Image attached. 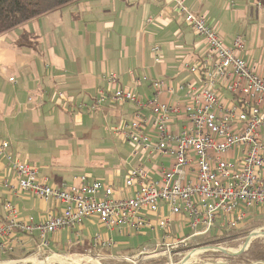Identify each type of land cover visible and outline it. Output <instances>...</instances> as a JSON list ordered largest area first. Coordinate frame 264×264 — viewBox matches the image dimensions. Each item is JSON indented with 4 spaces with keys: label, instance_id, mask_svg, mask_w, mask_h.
Listing matches in <instances>:
<instances>
[{
    "label": "built area",
    "instance_id": "1",
    "mask_svg": "<svg viewBox=\"0 0 264 264\" xmlns=\"http://www.w3.org/2000/svg\"><path fill=\"white\" fill-rule=\"evenodd\" d=\"M171 2L185 27L201 41L197 60L183 62L191 80L174 86L143 77L136 82H148L153 97L142 101L133 91L119 87L118 77L109 73L103 77L109 89L99 90L91 105L77 106L78 111L92 113L105 102L133 104L132 119L114 127L113 134L130 142L131 156H141L145 165L130 168L119 190L88 176L52 187L38 178L35 167L15 159L9 153V142L0 138V155L17 182L14 193L36 197L57 208L35 222L21 217L16 206L5 202L0 253L11 252L12 243H19L17 237L30 238L34 233L45 248L46 235L73 231L93 217L106 232L122 236L162 231V243L154 250L143 248L121 259L132 263L137 257L155 253L158 247L178 250L187 247L190 240L210 234L218 239L223 232L242 226L250 215L264 213V75L241 56L244 42L240 37L230 47L224 46L204 19L189 11L186 0ZM151 55L155 63L161 62L158 46L151 48ZM162 94L181 97L168 103L160 100ZM3 185L7 187V182ZM258 208H262L260 213ZM172 217L179 219L177 231L171 229ZM101 244L112 247L111 241ZM42 258L54 264L86 259L56 253ZM35 260L30 256L23 262Z\"/></svg>",
    "mask_w": 264,
    "mask_h": 264
},
{
    "label": "crops",
    "instance_id": "2",
    "mask_svg": "<svg viewBox=\"0 0 264 264\" xmlns=\"http://www.w3.org/2000/svg\"><path fill=\"white\" fill-rule=\"evenodd\" d=\"M228 2L234 11L251 16L247 20L252 27L250 34L256 44L262 45L264 0H186V7L202 17L218 34ZM159 15L161 18L157 19ZM147 19L152 22L147 23ZM24 36L27 44L20 46L19 41ZM153 46L160 48V63L152 59ZM201 49L200 39L185 27L171 0H80L30 20L0 35V138L9 142V153L12 154V150L24 158L23 162L35 167L38 178L48 186L70 185L80 176L97 180L90 174L64 176L52 167L48 156L60 155L49 148L47 141L54 138L55 145L65 147L67 139H75L78 134L66 129L64 135L58 133V129L63 122L72 126L74 121H84V113L90 117L95 113L97 119L101 115L105 127L109 123L122 125L132 119L136 107L131 103L105 102L92 113L84 109L78 111L80 104L91 105L99 90L109 89L103 81L104 75L114 73L119 87L133 91L142 101L150 100L153 91L149 83L136 81L147 77L148 81L161 80L174 86L189 81L192 77L180 62H194ZM241 56L245 58L242 53ZM254 67L259 75H264V67L259 66L258 71ZM224 96L229 97L227 93ZM180 97L162 94L160 100L174 103ZM142 112L148 113L147 110ZM75 113L79 116L70 115ZM14 124L17 125L10 132ZM26 130L30 133V141L14 138H20ZM127 165L129 167L121 174L119 182L108 175L104 183L119 190L126 172L145 164L142 161L136 166ZM6 168L4 160L0 159V223L5 220L3 206L7 201L16 206L21 217H31L35 222L46 218L50 211H57L52 203L15 194L17 182ZM3 182H7V187ZM178 220V217H172L173 231L179 227ZM184 234H188L187 230ZM97 236L99 240L95 241ZM123 237L116 232H106L96 219H87L73 231L46 235L45 248L40 246L38 233L30 238L17 237L19 243H12L11 252L0 253V261L30 256L39 259L48 253L119 260L128 255L132 257L143 248L154 250L162 243L163 233L145 230L139 234L142 242L136 254ZM104 241H111L112 247H103Z\"/></svg>",
    "mask_w": 264,
    "mask_h": 264
},
{
    "label": "rangeland",
    "instance_id": "3",
    "mask_svg": "<svg viewBox=\"0 0 264 264\" xmlns=\"http://www.w3.org/2000/svg\"><path fill=\"white\" fill-rule=\"evenodd\" d=\"M226 6V14H223L221 18L222 25L220 30H218V36L224 46L228 47L232 45V42L237 37H240L244 42V48L241 52L242 55L249 63L253 62L258 71L259 66L264 67V43L258 45L252 39L253 35H251L249 31L252 30V27L247 22V20L251 19V16L243 15L242 13L234 11V7L230 6V2H228L227 8ZM180 63L183 67V61ZM70 115H73L74 118L79 116L77 113ZM83 116L84 121H79L78 123L74 121L72 126L63 122L62 127L58 129V133L64 135L66 129L75 130L78 134V137H75V139H67V145L65 147L63 146L62 148H59L55 145L54 138L47 141L49 148L57 150L60 155L59 157L48 156L49 164L52 167L59 169L64 176L68 175L73 177L80 174H90L93 178H96L101 182H106L107 176L111 175L116 182H119L121 180V174L125 172L127 167H129L127 163L131 166H136L141 161V156H139V158L132 157L131 151L133 146L131 143L113 134V128L118 125L109 123V125L105 127L102 122L103 117L100 115L97 119L95 113L91 117L85 113ZM87 119L89 122H87ZM37 124H39V122ZM16 125L17 124H14L10 132H13ZM91 126H94V129H92ZM21 134L20 138H14L16 140L21 139V142H27L29 139L31 140L30 133L27 130L23 131ZM11 152L15 159L21 160L22 162L24 161V158L16 155L12 150ZM0 157V159L4 160L7 166L6 169L9 170V165L5 157L1 155ZM256 210L259 211L257 213H260L262 208ZM91 219L96 218L93 217ZM253 231H255L256 234L262 235L254 237L244 253L238 257H230L217 251L203 249L204 247H220L229 251L230 254L237 253L242 248L246 236ZM138 236L139 235L132 234L123 237V241L132 248V251L135 254L141 248L139 245L142 240L138 238ZM193 250L196 251V254H194L191 259L189 258L186 264H264V259H259V254L264 257V213L259 217L250 215L248 220L244 222L242 226L237 229L223 232V235L218 239H215V237L209 238L208 236L196 238L190 240L187 247L178 250L168 251L164 247H158L155 253L137 257L132 263L121 259L114 260L108 259L107 257L90 255L85 256L84 258L86 259L79 262L71 259V264H97V262L99 264H179L183 258ZM130 256L131 255H128L127 257ZM190 256L191 254H189V257ZM12 259V261H4L0 262V264H7L9 262H13L10 264H39L38 261L43 260L41 257L34 262L27 263L23 262L25 259ZM40 264L54 263L44 261Z\"/></svg>",
    "mask_w": 264,
    "mask_h": 264
},
{
    "label": "trees",
    "instance_id": "4",
    "mask_svg": "<svg viewBox=\"0 0 264 264\" xmlns=\"http://www.w3.org/2000/svg\"><path fill=\"white\" fill-rule=\"evenodd\" d=\"M77 1L80 0H0V35ZM25 42L27 44L26 36L19 45L23 46ZM259 259L264 257L259 254Z\"/></svg>",
    "mask_w": 264,
    "mask_h": 264
},
{
    "label": "water",
    "instance_id": "5",
    "mask_svg": "<svg viewBox=\"0 0 264 264\" xmlns=\"http://www.w3.org/2000/svg\"><path fill=\"white\" fill-rule=\"evenodd\" d=\"M258 235H256L255 231L253 232H250L246 238H245V241H244V244L242 245L243 247V250L242 252H240L239 254H230L227 252V250H225L224 248H220V247H205L203 248L204 250H213V251H217L219 253H222L224 255H227V256H230V257H238L240 256L242 253H244V251L246 250V248L248 247V245L250 244V241L254 238V237H257ZM196 251H193L191 253L192 254H196L195 253ZM187 257H185L179 264H184L183 261L186 259Z\"/></svg>",
    "mask_w": 264,
    "mask_h": 264
},
{
    "label": "bare ground",
    "instance_id": "6",
    "mask_svg": "<svg viewBox=\"0 0 264 264\" xmlns=\"http://www.w3.org/2000/svg\"><path fill=\"white\" fill-rule=\"evenodd\" d=\"M256 235L261 236L262 234H256ZM242 250H243V247H242L237 253H234V254H239L240 252H242ZM227 252L229 253V251H227ZM193 255H194V254H192L190 257H189V255H188L187 258L183 261V263L186 264L187 261L189 260V258L191 259ZM61 263H62V262H59V264H61ZM97 264H99V263L97 262Z\"/></svg>",
    "mask_w": 264,
    "mask_h": 264
}]
</instances>
